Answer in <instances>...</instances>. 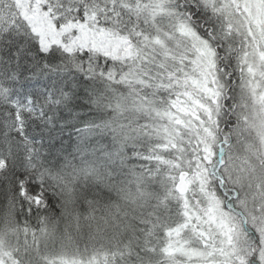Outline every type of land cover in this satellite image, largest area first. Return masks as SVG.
Wrapping results in <instances>:
<instances>
[{
	"label": "snow or ice",
	"instance_id": "obj_1",
	"mask_svg": "<svg viewBox=\"0 0 264 264\" xmlns=\"http://www.w3.org/2000/svg\"><path fill=\"white\" fill-rule=\"evenodd\" d=\"M0 264H264V0H0Z\"/></svg>",
	"mask_w": 264,
	"mask_h": 264
}]
</instances>
